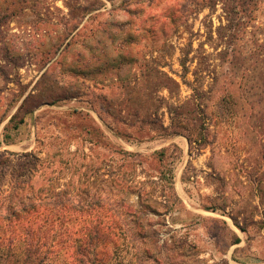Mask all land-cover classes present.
Masks as SVG:
<instances>
[{
  "label": "rangeland",
  "instance_id": "1",
  "mask_svg": "<svg viewBox=\"0 0 264 264\" xmlns=\"http://www.w3.org/2000/svg\"><path fill=\"white\" fill-rule=\"evenodd\" d=\"M4 150L39 155L35 184L100 199L55 211L45 264H80L82 228L85 264H149L107 235L106 195L143 220L150 264H264V0H0Z\"/></svg>",
  "mask_w": 264,
  "mask_h": 264
},
{
  "label": "trees",
  "instance_id": "2",
  "mask_svg": "<svg viewBox=\"0 0 264 264\" xmlns=\"http://www.w3.org/2000/svg\"><path fill=\"white\" fill-rule=\"evenodd\" d=\"M168 80L171 81V78ZM226 94V105L233 109L231 104L233 102L235 105V99L232 92L229 90ZM32 97L33 94H28L24 98L9 123L12 124L16 120L19 112ZM57 101L58 99L51 100L50 104L53 105ZM36 107L37 105L34 106ZM29 113L31 111H26L13 128L17 129ZM133 117L139 119L136 114ZM138 123L152 128L155 120L144 116ZM4 137L5 140L8 139L7 135ZM126 155L135 156L131 153ZM41 161L39 155L34 152H0V264H45L51 255H55L58 248L55 238H51L55 211L82 213L85 207L100 203L97 192L91 194L84 182L81 187L72 190H57L50 181L45 186L35 184L34 180L42 167ZM131 164L134 165V162ZM104 201L103 205L110 218L120 226L109 227L107 235H111L115 228L122 231L143 263L150 264V260L155 261L154 248L148 243L143 220L138 217L134 206L124 199H113L110 195H106ZM234 223L237 226L235 220ZM90 232L96 236L101 234L98 229ZM239 242L236 238L234 244ZM75 243L73 254L80 264H85L86 257L93 254L94 249L91 233L87 232V228H82L81 236Z\"/></svg>",
  "mask_w": 264,
  "mask_h": 264
}]
</instances>
